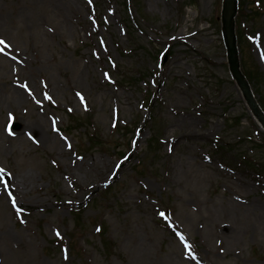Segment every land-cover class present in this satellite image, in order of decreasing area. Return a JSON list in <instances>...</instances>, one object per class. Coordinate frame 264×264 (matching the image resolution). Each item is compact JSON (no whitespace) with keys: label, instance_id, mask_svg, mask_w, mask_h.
I'll list each match as a JSON object with an SVG mask.
<instances>
[{"label":"rangeland","instance_id":"rangeland-1","mask_svg":"<svg viewBox=\"0 0 264 264\" xmlns=\"http://www.w3.org/2000/svg\"><path fill=\"white\" fill-rule=\"evenodd\" d=\"M241 1L264 77V0ZM221 9L0 0V264H264V132Z\"/></svg>","mask_w":264,"mask_h":264},{"label":"water","instance_id":"water-1","mask_svg":"<svg viewBox=\"0 0 264 264\" xmlns=\"http://www.w3.org/2000/svg\"><path fill=\"white\" fill-rule=\"evenodd\" d=\"M238 14V0H223L222 34L227 48L228 63L231 75L236 81L252 114L264 129V112L258 104L252 88L241 71L239 50L236 37V16Z\"/></svg>","mask_w":264,"mask_h":264},{"label":"trees","instance_id":"trees-1","mask_svg":"<svg viewBox=\"0 0 264 264\" xmlns=\"http://www.w3.org/2000/svg\"><path fill=\"white\" fill-rule=\"evenodd\" d=\"M123 1L125 2V4L129 3V5L130 4L133 5V1H137V0H123ZM261 6H262V4H259V7H261ZM242 7H243V5L241 4L240 13H241ZM239 28H240V31L238 32ZM253 28H255V26H253ZM238 29H237V34H238L239 42H242V40L244 42L245 41L247 42L248 39H247V34L245 32L246 27L243 24H239V20H238ZM239 34L242 37L241 39H240ZM242 70H243L244 74L246 75V77L248 78L249 82L251 83L252 87L254 88V92L257 96L256 90H258V88H257L258 86H256L255 82H261L262 83L263 78H264L263 75L256 68H252V67L249 68L248 65L243 60H242ZM150 101H151V98H150ZM258 102L260 103L261 107L264 110V95L260 96V98L258 99ZM148 107H151V105ZM263 137H264V135H263ZM224 151H225L224 148L220 147V152L223 153ZM245 159L247 160V161L244 160V164L246 166H251V167L254 166L253 162L252 163L248 162L249 161L248 158H245ZM234 163H237V162H235V160H234ZM75 215H80V214L76 213Z\"/></svg>","mask_w":264,"mask_h":264},{"label":"bare ground","instance_id":"bare-ground-1","mask_svg":"<svg viewBox=\"0 0 264 264\" xmlns=\"http://www.w3.org/2000/svg\"><path fill=\"white\" fill-rule=\"evenodd\" d=\"M34 1H39V0H34ZM2 28H3V24L0 23V30H1ZM16 96H17L18 99L21 98L20 95H16ZM27 126L31 127V129H32L33 132L38 131V129H37L35 126H33V125H32V126L27 125ZM191 133H192V132H191ZM193 134L197 135V133H193ZM38 136L40 137V139H42L41 141H43L44 143H46V142H49V143H56L55 141L51 140V138L46 137L45 134L42 132V130H39ZM45 141H46V142H45ZM22 182L24 183V181H22ZM18 187L21 188V186H18ZM15 193H16V191H15ZM251 207L254 208L255 211H259V210L256 208V205H255V204H253Z\"/></svg>","mask_w":264,"mask_h":264},{"label":"snow or ice","instance_id":"snow-or-ice-1","mask_svg":"<svg viewBox=\"0 0 264 264\" xmlns=\"http://www.w3.org/2000/svg\"><path fill=\"white\" fill-rule=\"evenodd\" d=\"M4 43V41L3 40H0V44H3ZM0 171H2V169H0Z\"/></svg>","mask_w":264,"mask_h":264}]
</instances>
